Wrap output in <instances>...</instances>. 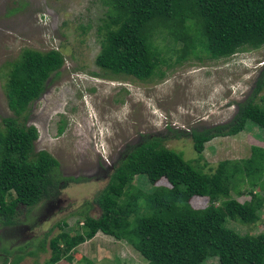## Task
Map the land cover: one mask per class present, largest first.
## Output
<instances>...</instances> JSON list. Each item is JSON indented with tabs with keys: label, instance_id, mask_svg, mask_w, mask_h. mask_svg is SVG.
<instances>
[{
	"label": "trees",
	"instance_id": "obj_1",
	"mask_svg": "<svg viewBox=\"0 0 264 264\" xmlns=\"http://www.w3.org/2000/svg\"><path fill=\"white\" fill-rule=\"evenodd\" d=\"M104 19L95 66L110 76L145 81L160 78L188 59H226L245 49L264 46V0H102ZM16 9H12L15 11ZM11 12V11H9ZM171 46L158 48L153 38ZM178 46V47H177ZM174 57L173 63H169ZM63 58L55 50L23 49L8 65L3 93L11 117L0 120V226L17 225V208L29 212L42 200L78 179L59 175L58 163L46 152L33 151L37 132L25 126L27 111L57 75ZM264 67L252 94L236 104L226 124L192 131L193 151L215 138L233 137L246 123L264 129V108L254 103ZM178 137V135H175ZM264 149L251 147L247 159L222 161L204 173L180 154L164 148L161 139H143L129 147L94 196L99 214L76 224L79 234L59 233L48 241L44 264L69 263L70 251L99 233L123 241L146 264H264V233L240 235L227 222L250 225L258 220L264 194L247 191L239 203L229 193L241 185L264 191ZM143 176L151 189L132 185ZM162 180L166 186H155ZM237 195H241L236 191ZM205 197L207 205L193 209L189 201ZM16 257V260H20ZM91 264V263H88Z\"/></svg>",
	"mask_w": 264,
	"mask_h": 264
},
{
	"label": "rangeland",
	"instance_id": "obj_2",
	"mask_svg": "<svg viewBox=\"0 0 264 264\" xmlns=\"http://www.w3.org/2000/svg\"><path fill=\"white\" fill-rule=\"evenodd\" d=\"M104 13L102 0H0V120L11 117L3 93L6 63L23 49L59 52L63 62L58 74L48 77L43 92L30 104L25 126L37 132L33 151L49 154L62 177L78 179L29 212L19 206L17 225L0 226V264H44L52 237L79 234L76 224L98 216L91 201L106 184L115 163L143 139H161L164 148L204 173H212L222 161L247 159L253 146L264 149V129L249 123L233 137L206 142L200 156L190 140L192 131L228 123L236 104L251 96L264 67V46L226 59H188L161 67L160 78L145 81L110 76L94 64ZM169 42L153 38L158 48L171 46ZM173 61L172 56L169 63ZM253 98L264 108V78ZM132 185L151 189L143 176H136ZM155 186L166 184L160 180ZM249 190L264 194L240 184L229 196L239 203L248 201ZM207 203L205 197L189 201L193 209H202ZM257 215L253 224L228 221L227 227L240 235L264 233V206ZM69 254V263L56 264H146L123 241L99 233Z\"/></svg>",
	"mask_w": 264,
	"mask_h": 264
}]
</instances>
